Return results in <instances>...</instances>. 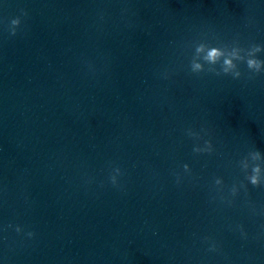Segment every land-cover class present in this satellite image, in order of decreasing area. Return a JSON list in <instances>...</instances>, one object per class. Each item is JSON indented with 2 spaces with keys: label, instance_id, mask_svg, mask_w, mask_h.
<instances>
[{
  "label": "clouds",
  "instance_id": "clouds-1",
  "mask_svg": "<svg viewBox=\"0 0 264 264\" xmlns=\"http://www.w3.org/2000/svg\"><path fill=\"white\" fill-rule=\"evenodd\" d=\"M12 35H15V27L19 25L20 20L14 19L12 20ZM262 49L259 45H254L250 50L247 51L246 56L241 55V53L244 51L243 49L239 47H233L231 50H227L226 48L221 47H209L203 43L199 44V46L196 47V58L192 62V70L194 72H199L203 70V64L200 62H197L198 59H202L204 62H206L209 65H216L217 63L221 64V68L223 73H233L234 76L239 77L240 72L237 70V64L234 61H244L246 60L247 67L249 69L255 70L256 72H259L262 67H264V61H261L259 59L255 58L256 53L260 52ZM203 53V54H202ZM214 70V69H210ZM208 145L207 151H211V143L206 142ZM195 152H200V148H194ZM256 156H259L260 153L257 151L255 153ZM184 169L186 171L189 170V166L187 164L184 165ZM119 172V169L116 170ZM260 174H261V168L259 165H256L252 169V174L247 177V179L250 181V183L254 186L259 185L260 183ZM113 183L115 184V177L112 178ZM221 180L217 179L216 184H220ZM233 193H235V189H233ZM17 232H19L21 229L17 227ZM29 236L33 235L32 233L28 234Z\"/></svg>",
  "mask_w": 264,
  "mask_h": 264
}]
</instances>
